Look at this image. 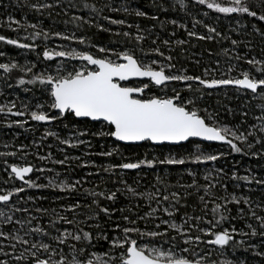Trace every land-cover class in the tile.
<instances>
[{"label": "trees", "instance_id": "obj_1", "mask_svg": "<svg viewBox=\"0 0 264 264\" xmlns=\"http://www.w3.org/2000/svg\"><path fill=\"white\" fill-rule=\"evenodd\" d=\"M47 1L66 8L65 13L67 14L58 10L52 12L48 17L67 34H75L77 38L84 39V44H80L78 41H73L72 44L69 43L78 51H88L94 55L102 56L103 54L98 52L99 47L123 50L124 46L132 45L135 48L143 46L142 43H138L136 40L133 41L129 37H115L117 27H112L109 21H104L105 25L110 26L109 29L104 28L107 30H101L97 23H93L94 20L88 22L89 8L91 7L89 0ZM114 1L120 2L123 0ZM134 1L136 5H142L144 2L143 5L148 10V17H138L137 19L134 13L136 11L133 9L127 11L128 15L137 19L141 27L148 31V34L153 32L157 37L170 36L167 39L171 41L178 39L179 35L175 39L171 36L174 31L169 30L171 27L169 22L170 20H176V16L180 18L182 13L176 11L177 8L172 0H157L155 2L149 0L147 3L146 0ZM194 6L196 13L200 12L202 8L206 9L203 6ZM91 8L93 9V7ZM26 10L29 17L30 12L28 9ZM93 14L98 17L101 16L99 9ZM152 16H156L158 19H152ZM231 16L249 26L264 31V22L249 17L237 16L236 14ZM183 18L187 17L183 16ZM134 33L136 32L131 30V35H134ZM209 36L213 38L197 39L191 42L190 37L183 35L181 39L183 43H180V40L177 41L180 45L176 47L172 46L174 44L172 42L161 43V47L170 48L172 46V52L170 53L173 59L172 65H174L171 69L172 73L178 74L177 70L182 69L186 72L185 75L199 76L200 68L198 65L200 64L198 61L203 63L202 66H206L205 63L210 58L221 59L224 55L222 51L224 39L214 33ZM249 40L258 43L256 48H264L259 36L252 35ZM158 47H160L159 43ZM5 48L4 44H0V51ZM29 55L37 60L35 50L31 49ZM74 63L78 64L79 62L74 60ZM36 75L35 72L25 74L18 69H10L9 72H6L11 87L20 91L24 98H16L15 102L3 103L2 106L12 107L14 104L15 107L12 108V111L25 112V115L13 116L7 114V108L4 114H0V153L4 154L0 155V193L12 191L21 186L25 190L18 195H14L7 207L0 205V211L13 216V223H0V230L5 232L11 230L17 235H24V231L28 228L41 226L56 235L55 229L49 227L51 220H57L53 210L57 214L68 215L70 218L84 219L86 218L85 214L89 212L87 207L77 209L74 213L67 212L65 209L77 202L88 205L95 199L102 207L109 209V214L101 212L98 220H88L87 224L93 225V227L81 225L94 235L103 230L109 237H115L119 233L116 225L125 226L127 224L123 219L124 216L136 220L135 226L140 227L141 230H146V226L147 229H154L156 224H160V231L167 230L169 235H177L161 221L172 220L179 225L183 224L184 220L189 217L203 215L199 196L203 194L204 187L213 184L215 188L212 191L217 197L228 196L231 199V196L235 195L241 200L240 204H227L228 209L231 211L226 215H229L230 219L223 223V227L231 231L234 226L237 233L241 230L250 233L251 230L246 227L250 223L258 234L255 237L250 234L244 236L236 234L234 247H229L224 255H221L220 251L215 249L214 246L201 244L195 249L199 256L194 258L201 259L203 263L207 264H212V261H215L216 264H222L225 258L233 261H243V264H264V256L256 255L257 252H264V235L260 234L264 230L259 228L258 220L251 215L254 211L257 217L264 216V184L256 183L257 180H264V146L256 144L252 137H249V141L254 144L251 149L246 144L237 142L243 148L242 153L232 152L228 145L207 144L199 141H190L180 146H153L149 142L141 145H122L111 137L93 135V133L102 129L101 123L78 120L71 116L45 123L33 121L30 118V112L38 110L39 105H43L40 110L46 111L49 115H56L55 110L48 107L51 98L49 93L45 91V86L38 82L34 84L27 83ZM21 79H24L26 83L20 84ZM192 88L200 89L199 92L193 93V95L201 98L197 105L201 116L211 114L215 117L218 126L228 127L234 131H253V125H256L258 129L261 121L257 119L260 117L257 106L258 104H264V101H257L253 96H247L248 93L233 88L213 90L210 95L206 94L207 91L203 87L195 85ZM180 94L182 99L187 96L185 92ZM80 132H86L87 135L82 136ZM257 134L260 135L258 131ZM61 140H68L71 145L75 146L61 143ZM79 141H84V143H79ZM197 145L204 154H216L219 158L214 162L209 161L200 164L189 162L184 165H162L157 163L155 167L142 166L137 170L117 168L114 171L105 172L101 167L118 164L124 159L133 162L145 157L159 160L170 155L188 158L190 153L195 152ZM114 148H119V154L114 153L110 157L99 155L100 152L112 151ZM12 153L15 155H11ZM61 160L64 161L63 164L55 163V161ZM12 164L17 166L31 165L34 170L30 177L35 183L44 185V187L30 188L14 179L10 168ZM84 164H87V167H83ZM39 169H44V171H39ZM89 173H92V175H89ZM233 175L237 177L246 176L249 181L233 179ZM205 176L208 177L207 180H205ZM49 180H52L53 185L56 186H50ZM77 180L80 183L76 185L75 191H62L58 186L60 184L71 186ZM194 181L200 191L188 187ZM129 188L134 189L137 194L133 195L128 191ZM93 192L109 194L116 192L117 198L114 201H109L104 196L94 197L90 195ZM172 192L179 194V204L175 203L176 198L171 196ZM163 195H169V201H163ZM149 196H151V199H149ZM245 199L248 203L243 202ZM215 203L223 204L225 201L223 199L210 201L208 204L209 212L205 219H212L210 209L215 206ZM13 205L17 208H26L28 211L12 212ZM166 206L173 211L174 215L172 217H169L163 211ZM38 208L47 211L38 212L36 211ZM93 209H95V205H93ZM153 209L158 210L153 212ZM241 210L243 215H241ZM139 217H144V219H139ZM16 220L22 221L23 225L15 223ZM29 220H31V224L28 223ZM97 223L100 225L99 229L94 227ZM189 223H194V221L190 220ZM56 227L61 230L71 229L70 225L64 224L62 221H58ZM191 231L196 234L194 228ZM27 238L31 239L32 237ZM145 239L149 238L146 237ZM156 239L163 243L167 238L158 237ZM177 239L179 240V237ZM241 241L243 243H240ZM9 243V241L0 240V245H8ZM94 243H96L94 251L103 253L108 250L107 241L101 239L98 242L94 241ZM164 246L167 247L166 244ZM17 248L22 251L20 245H17ZM5 250L10 253L12 251L11 248ZM17 254H19V251ZM116 254L113 253V255ZM0 259H8L9 264H17L11 256L3 257L0 255Z\"/></svg>", "mask_w": 264, "mask_h": 264}, {"label": "snow or ice", "instance_id": "obj_2", "mask_svg": "<svg viewBox=\"0 0 264 264\" xmlns=\"http://www.w3.org/2000/svg\"><path fill=\"white\" fill-rule=\"evenodd\" d=\"M197 5L225 16L236 14L237 16L249 17L253 20L264 22V0H195ZM37 11L40 8H50L52 5H32ZM87 7V5H85ZM95 11V9H93ZM119 11V9H113ZM127 11V9H125ZM207 14V13H206ZM137 17H144L147 14L143 11H136ZM152 19H158L152 16ZM79 19V18H78ZM114 25H124L126 22L122 19H111L104 17ZM10 24H20V21L9 18ZM173 24L176 21H172ZM29 27L35 29L36 24H30ZM101 30L103 26H99ZM131 27V25H128ZM246 27V25H245ZM18 30V29H17ZM209 33H216V29L208 27ZM254 31L264 36V31L254 27ZM41 33L36 32L31 37H24V39H35ZM45 39L48 33H43ZM61 40H73L74 36L62 35L57 32L54 34ZM123 36L131 37V33L123 32ZM189 36H195L194 32H189ZM219 35V33H217ZM201 40L212 39L213 37L199 36ZM136 41L139 43L144 38L136 36ZM0 41L8 45H15L18 48H34V45L28 43H21L19 39L7 38L0 35ZM80 44H84L83 39L79 40ZM155 43V41H153ZM164 43H168L165 41ZM183 43V41H180ZM238 42L232 41L233 45ZM59 50H44L43 58L46 61H51L55 58L62 60H78L81 62L79 67L72 66L66 68L63 64L58 65L55 74L36 75L27 83H39L45 86V91L50 95L48 107L55 110L56 115H49L46 111L40 110L43 105L38 106V110L30 112V118L37 122H50L56 119H64L66 116H71L76 119H86L92 122H100L102 129L93 135L99 137H111L115 141L124 142L125 144H138L140 142H151L154 145L173 144L181 145L183 142L190 140H199L206 142H221L229 146L234 153H242L243 148L237 142L246 144L249 149L254 147V144L249 141L252 137L256 144L264 146V115L258 117L261 123L258 126L253 125V131L240 132L239 130H232L228 127L218 126L215 122V117L211 114L201 116L198 109L195 107L196 100L188 98L186 101L181 98V94L176 89H173V96L160 97L157 95L146 96V91L150 85L157 87L164 86L167 82H190L195 81L204 89H215L221 86H234L237 90H246L250 92L254 98H259L264 101V61H257L255 58L248 59L246 63L252 66L253 71L242 70L239 77H232L226 75V78H210L205 79L201 76L180 75L173 74L171 69L172 64L166 66L159 65L158 61L151 58L153 54L163 56L164 54L159 48H154L150 51L139 49H123L116 51L115 49L99 47L98 52L102 56L94 55L88 51H77L75 48L65 49L62 45L58 46ZM137 51L140 55H137ZM166 60L171 61L172 57H165ZM239 60V55L236 56ZM261 67H256V65ZM16 64L0 63V69L4 72H9L10 68H16ZM35 67V65H33ZM167 68V71H166ZM235 68H230L229 72L234 71ZM31 72L32 69H26ZM205 76H208V70H205ZM146 78V82H145ZM20 84L26 83L24 79L19 81ZM189 90L195 94L200 89H193L189 85ZM187 105H193L188 107ZM12 107L0 106V114L5 113L13 116H23L25 112L12 111ZM261 110L264 111V104L260 105ZM206 111V109H205ZM246 115V113H245ZM257 131L260 135L257 134ZM55 135L54 133H50ZM80 135H87L86 132H80ZM231 137V138H229ZM61 143L71 145L68 140H61ZM84 143V141H79ZM119 148H114L112 151L100 152L101 156H113L119 154ZM0 155H4L0 153ZM11 155H15L12 153ZM223 155V153H221ZM219 158L216 154H204L201 148L197 145L194 153H190L188 158L183 156H167L164 159L157 160L156 158L138 159L130 161L124 159L118 164H110L107 167L101 166L103 171L109 172L119 168L122 170H135L142 166L155 167L157 163L162 165H184L185 163H207L209 161H216ZM55 163L63 164L64 161H55ZM87 167V164L82 165ZM13 178L20 180L24 185L30 188L44 187L35 183L30 177L33 172V167L10 165ZM44 171V169H39ZM191 174V173H190ZM92 175V173H89ZM27 177V178H26ZM233 179H242L249 181L248 177H237L233 175ZM208 177L205 176V180ZM80 183L77 180L73 185L68 184L58 185L62 191L76 190V185ZM256 183L264 184V180H257ZM50 186L53 181L49 180ZM183 187V185H182ZM190 188H195L200 191L195 181L188 185ZM215 185L208 184L203 188V194L199 196L200 204L202 205L203 215L193 216L184 220L183 224H177L172 220H162L161 223L166 225L177 235H169L167 230L160 231V224H156L154 229L141 230L140 227L135 226L136 220L128 216L123 219L127 222L125 226L116 225L119 233L115 237H109L106 232L101 230L94 235L92 232L85 230L88 225L87 221L92 219H99V213L103 212L109 214L107 207H102L95 199L88 205H82L77 202L68 206L65 210L67 212H76L77 209L87 207L89 212L85 214L84 219L76 217L70 218L68 215L57 214L53 210V214L57 216V220H51L49 227L55 229L56 235H53L47 228L41 226H33L24 231V235H17L13 231L8 232L0 230V240L9 241L8 245H0V255L3 257L11 256L17 264H203L201 259L194 257L199 256L195 251L196 247L203 244L205 246L211 245L218 249L221 255H224L229 247L235 245V235L241 236L251 235L255 237L258 233L252 224H247L246 227L251 231L245 233L242 230L237 233L233 226L232 230L223 227V223L229 220L230 209L227 204H240L241 200L235 195L217 197L212 191ZM24 187H16L12 191H4L0 193V205L8 206L12 197L23 192ZM133 195H136L134 189L129 188ZM226 191V186H225ZM90 195L94 197L104 196L106 200L114 201L117 198L116 192L104 193L93 192ZM171 196L176 198L175 203L179 204L180 196L177 192H172ZM207 198V199H206ZM151 199V196H149ZM169 195H163V201H169ZM223 199L225 203H215V206L210 209L212 219L207 220L205 217L209 212L208 204L210 201ZM244 203H248L245 199ZM95 205V209H93ZM174 207V205H173ZM158 209H153V212ZM12 212H27L26 208H17L14 205L11 208ZM36 211H47L43 209H36ZM163 211L169 216L174 215L169 207H164ZM241 215L243 211L241 210ZM259 222V228L264 230V216H256L253 211L251 213ZM144 219V217H139ZM194 223H189V221ZM58 221L70 225L71 229H63L56 227ZM0 223H13V216L6 215L0 211ZM15 223L23 225V222L16 220ZM31 224V220L28 221ZM99 229L100 225H94ZM196 230L193 234L191 229ZM264 235V231H261ZM27 237H32L31 239ZM149 239H145V238ZM166 237L167 239L161 243L156 238ZM179 237V240L177 239ZM47 238V239H45ZM101 239L108 242V250L103 253H98L93 249L96 248V243ZM240 243H243L241 241ZM159 244V246H157ZM167 245L165 247L164 245ZM17 245L22 247V251L18 250ZM6 248H11V253ZM19 251V254L17 252ZM210 251V250H209ZM113 253H117L113 255ZM256 255L264 256V252H257ZM0 264H9L8 259H0ZM212 264H216L212 261ZM222 264H243V261H233L225 258Z\"/></svg>", "mask_w": 264, "mask_h": 264}, {"label": "rangeland", "instance_id": "obj_3", "mask_svg": "<svg viewBox=\"0 0 264 264\" xmlns=\"http://www.w3.org/2000/svg\"><path fill=\"white\" fill-rule=\"evenodd\" d=\"M147 1L149 0H146V3ZM151 1L155 2L157 0ZM134 2V0H123L120 2H115L114 0H110V2L109 0H89L90 6L93 7L95 11H93L91 7L89 8L90 17L88 16V22L94 20L93 23H97L98 26H103V28H110L109 25L104 24V21H109L104 19L105 16L111 19L124 20L126 22L124 25L112 24V27H117V30L115 31L116 34H114L113 32L114 36L125 37L122 35L123 32L131 33V30L135 31L137 34L134 33V35H131V40H136V36L139 35L144 38L142 41H140V43L143 44V46L141 45L140 47H142L146 51H150L154 48H159L160 51L164 54L163 56L153 54L151 57L156 59L159 65L161 66H166L169 63H173V59H171V61H168L165 59V57L170 56V53L172 52V46L176 47L180 45L177 41H181L183 35H186V37L188 38L190 37L191 42H194L195 40L199 39V36H209L210 34H212L209 33L207 29L208 27H213L216 29V33L214 34L219 33L218 36L224 39V43L222 45V51L224 55L221 59L210 58V60H207V63H205L207 64L206 66H202L203 63L198 61L200 64L198 65L200 68L199 76L205 79H219L222 77L226 78V75H230L232 77H239L240 72L242 70L253 71L254 75H259V73H255L254 69H252V66L246 63L248 59L252 58H255L257 61H264V48H256L258 43H255L253 41L250 42L249 40L250 36L257 35L262 41L261 44L264 45V36L254 31V26H249L237 19L236 17L225 16L224 14L215 13L203 8L202 10H200V12L196 13V8L194 5L197 4L195 3V0H172V3L177 8L176 11H179V13L181 12L182 14L180 15V18L176 16V20H174L176 21L175 24L172 23L173 20H170L169 22L171 25L169 30L176 32H173L171 36L175 39L177 35H179L178 39L171 41L167 39L170 36L157 37V35L153 34V32L152 34H148V31H146V29L144 30L141 27L140 22L137 20V16H135L137 18L135 19L133 16L128 15L129 13L127 11H130L129 9H133L134 11L145 12L147 15L144 17H148V10L145 8V5H143L144 2L142 5H136ZM44 4H50L52 5V7L40 8L39 11L32 7V5L39 6ZM97 8L100 10V17L95 16L93 14L96 13V10H98ZM26 9H28L30 12L29 17L27 15ZM65 9L66 8L62 7L61 5L48 2L47 0H0V35L11 39H19L21 43H28L34 45V48H18L15 45H8L5 44L3 41H0V44H4L6 47L4 50L0 51V63H7L9 65L16 64V68L10 69H18L25 74L35 72L37 75L55 74L57 66L61 64H63L66 68H71L72 66L79 67L81 65V62L78 60H75L79 62L78 64H76L74 63V60H62L61 58H55L51 61H46L43 58L44 50H59L58 46L61 45L65 49H70L73 48L70 45L73 41L79 42L80 40V38H77L75 34H67L66 31L62 30L61 28L59 29L55 25V23L50 20V17H48L52 12L58 10L62 13H65ZM113 9H119V11H113ZM125 9H127V11H125ZM183 16H186L187 18H183ZM10 17L13 20L20 21V24H10ZM85 19L87 18L85 17ZM30 24H36L37 27L33 29L29 27ZM128 25H131V27H128ZM36 32L41 33V35L37 36L34 40L31 38L24 39V37L26 36L31 37L32 34ZM45 32L49 34L47 39H45L43 35V33ZM57 32L61 33L62 35L74 36L75 39L69 41L61 40L54 35ZM189 32H194L196 35L189 36ZM233 40H236L238 43L236 45H233ZM153 41H155V43H153ZM165 41H168V43L172 42L174 44H172L170 48L161 47V43H164ZM158 43L160 44V47H158ZM140 47L135 48L132 47V45H129L128 47L124 46L123 48L139 49ZM31 49L35 50L37 54V60H35V58L33 57H30L29 52ZM115 50L118 51L119 49L115 48ZM137 55H140L139 51H137ZM237 55H239L240 57L239 60L236 59ZM33 65H35V67H33ZM213 66H215L216 68H211ZM256 67H261V65L258 64L256 65ZM28 68H31L32 71L27 72L26 69ZM230 68H235V70L229 72ZM205 70H208V76L204 75ZM177 72L180 75H185L186 73L182 69L177 70ZM179 84L180 86H178ZM189 85H191V87L195 85L202 87L195 81H190L186 83L170 81L169 84H166L162 87L150 85L149 89L146 91V96L157 95L160 97H170L171 94H174L173 89H176L180 93H187V96L183 98L185 101L188 98L195 99V107L197 108V105L200 102L201 98L193 95V92L189 90ZM205 90L207 91L206 94L208 95H210V92L213 91L208 89ZM241 92L248 93L247 96H253L250 92ZM16 98L21 99L24 97L20 91H17L11 87L7 80L6 72H4L3 69H0V106H2L3 103H13L17 100ZM255 100L260 101L258 97L255 98ZM189 106L193 107V105ZM257 107L259 115H264V111L261 110L260 104H258Z\"/></svg>", "mask_w": 264, "mask_h": 264}, {"label": "water", "instance_id": "obj_4", "mask_svg": "<svg viewBox=\"0 0 264 264\" xmlns=\"http://www.w3.org/2000/svg\"><path fill=\"white\" fill-rule=\"evenodd\" d=\"M145 82H146V78H145ZM170 82H167V84H169ZM165 86V85H164ZM160 87H162V86H160ZM220 88H235L234 86H221V87H218V88H215V89H208V90H216V89H220ZM236 89V88H235ZM243 91H246V90H243ZM79 120H86V119H79ZM92 122V121H91ZM42 123H45V122H42ZM94 123H100V122H94ZM113 140H114V138H113ZM115 141V140H114ZM190 141H199V140H190ZM190 141H187V142H183L181 145H184V144H186V143H188V142H190ZM116 142H118V143H120V144H122V145H141V144H143V143H146V142H140V143H138V144H125L124 142H119V141H116ZM199 142H203V143H207V144H215V145H226V144H223V143H221V142H206V141H199ZM149 143H151V142H149ZM152 144V143H151ZM153 146H164V145H169V146H180V145H173V144H164V145H154V144H152ZM135 170H137V169H135ZM31 174L32 173H30L29 175L31 176ZM12 175H14V174H12ZM27 178V177H26ZM17 181H19L20 183H23L22 181H20V180H17ZM203 264H207V263H203Z\"/></svg>", "mask_w": 264, "mask_h": 264}, {"label": "flooded vegetation", "instance_id": "obj_5", "mask_svg": "<svg viewBox=\"0 0 264 264\" xmlns=\"http://www.w3.org/2000/svg\"><path fill=\"white\" fill-rule=\"evenodd\" d=\"M233 89H235V88H233ZM235 90H237V89H235ZM237 91H243V90H237ZM244 92H248V91H244Z\"/></svg>", "mask_w": 264, "mask_h": 264}]
</instances>
